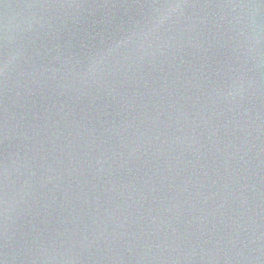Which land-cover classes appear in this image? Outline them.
I'll use <instances>...</instances> for the list:
<instances>
[{
	"label": "water",
	"instance_id": "obj_1",
	"mask_svg": "<svg viewBox=\"0 0 264 264\" xmlns=\"http://www.w3.org/2000/svg\"><path fill=\"white\" fill-rule=\"evenodd\" d=\"M0 264H264V0H0Z\"/></svg>",
	"mask_w": 264,
	"mask_h": 264
}]
</instances>
